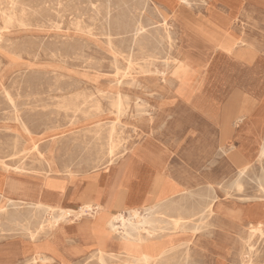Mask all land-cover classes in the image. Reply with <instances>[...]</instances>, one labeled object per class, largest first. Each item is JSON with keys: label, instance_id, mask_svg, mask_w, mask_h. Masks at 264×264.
<instances>
[{"label": "bare ground", "instance_id": "1", "mask_svg": "<svg viewBox=\"0 0 264 264\" xmlns=\"http://www.w3.org/2000/svg\"><path fill=\"white\" fill-rule=\"evenodd\" d=\"M195 1L204 6L208 0H0V103L8 106L12 113L11 122L3 126L4 131L0 130V138L3 139H0V235L19 231L33 248L19 264H189L187 250L181 253V260L176 257L178 249L181 245L187 247L188 241L174 244V238L185 230L195 232L212 225V218L227 204L231 207L230 227L234 237L230 264H264V222L249 218L255 207L264 205V134L255 147L258 150L255 162L259 165L258 173L251 178L255 193L248 194L246 191L239 199V202H257L255 207L237 204L235 200L221 196L223 179L209 180L199 188L197 210L191 209L193 212L187 213L188 216L165 214L164 210L170 213L178 211L174 203L168 207L163 205L166 208L156 203L150 207L147 205L142 211L129 209L127 215L118 214L107 220V227L117 240L139 244L147 242L151 246L148 251L135 256L124 251L108 252L99 248L71 262L56 243L59 228L74 219L95 216L102 206L91 198L78 199L77 208L63 206L65 185L68 181L75 182L80 172L72 170L71 164L55 162L52 148L55 143L51 139L42 143L41 138H35L32 124L36 119L27 120V114L23 112L25 109L21 107L23 104L18 101L22 87L37 79L32 73L27 74L26 69L41 68L42 64L36 63L41 54L50 57L53 62L50 75L53 90L65 91L60 94L57 108L70 113L71 124L84 118L89 126L83 130L95 138L90 147L93 155L85 160L81 175L99 174L101 167L114 164L134 146L133 143L123 142L120 118L131 114V98L123 90L125 86L136 84L135 74L153 72L163 83L172 68L171 75L179 84L174 69L181 59L171 51L175 41L171 22L178 16L184 21L186 31L205 40V45L217 49L218 54H228L241 63L246 57H250L251 61L254 58L250 50L253 47L244 34L242 19L248 17L249 11L253 12L252 8L264 12V0H248L252 8L243 6L241 0H209L210 3L220 2L226 8L209 21V32L204 31L205 26L200 24L199 18L191 16ZM64 20L71 26L67 27V31L60 26ZM19 32L30 37L37 35L40 41L10 49L7 36ZM94 38L101 40L110 54L111 76L104 77L91 62L85 66V77L79 79H70L73 77L68 72L62 73L55 68L60 63L67 66L68 59L83 56L84 43H79L77 39ZM23 54L29 55V58H24ZM121 59L125 61L123 66ZM25 62L29 67L23 69L22 63ZM88 75L101 78L108 86L90 80ZM65 77L70 80H64ZM181 90L186 93L181 95L187 100V94L191 92L185 88ZM237 98L238 95H235L234 99ZM104 102L109 106V114L114 117L106 122L101 119L93 121L92 118L103 111ZM249 102H241L245 106L236 111L235 116H223L222 130H232L238 121H243L251 109ZM135 108L138 112L147 113L138 103H135ZM36 125L38 129L39 125L45 124L37 122ZM256 135L260 134L255 132ZM228 148L237 149L234 161L240 166L231 185L241 190V180L253 166L252 162H248L253 146H235L230 139ZM17 155H21L19 160ZM18 173L28 179H18L13 175ZM34 177L40 178L41 185L29 180ZM236 213L240 216L246 214L244 218L250 220L239 222L232 215ZM159 248L163 250H156Z\"/></svg>", "mask_w": 264, "mask_h": 264}, {"label": "rangeland", "instance_id": "2", "mask_svg": "<svg viewBox=\"0 0 264 264\" xmlns=\"http://www.w3.org/2000/svg\"><path fill=\"white\" fill-rule=\"evenodd\" d=\"M203 13L206 14V11L203 10ZM171 23V28L175 35V41L172 44L171 51L180 59L184 56H189V58L187 57L188 59L183 58L181 64L174 69L180 82L178 84L174 76L171 75L172 68L168 72L167 81L163 83L158 79V74L153 72L149 74H135L137 79L136 84L125 86L123 90V92L128 94L131 98V114L130 116L120 118V125L122 126L120 134L123 138L122 140H124V143L135 144L142 141L144 138H149L153 142L162 141L168 145L175 146L179 154L173 155L172 158H174L173 163L176 164V172L179 175L183 174V172H190L193 178H212L217 181L223 179L221 186L222 190H220L221 196L233 199L237 204L242 203L245 206L255 207V205L258 204L257 202H239V199L240 196H244L246 193H255V185L251 178H254V175L258 173L259 169V165L255 162L258 153L255 147L257 143L260 142V137L255 136L252 139L236 138L238 144L250 142L252 145H256L253 146L248 156V162H252L253 166L249 169L248 175L244 177L245 179L243 178L241 180V190H237V188H234L231 184L235 179V174L240 163L234 161L235 148L228 150L230 139L219 138L217 133H215V129H211V125L206 123L205 118L198 112H195V108H190L184 96L181 95L185 93H182L183 91L181 88L187 90L190 88L193 89L190 94H187V100H197L196 108L208 113L205 109L206 105L198 103L197 95L200 94L196 95L193 91L200 86L203 90L201 94H203L204 99H231L237 91V88H239V74L241 69L236 62L234 63L227 58H220V56L214 54L210 56L207 67L205 71H203L205 64L198 59L195 60L193 57L200 56L201 53L207 52L204 48L205 43L194 41L198 39H192L191 36L188 37L187 34H184L177 20ZM60 24L66 31L67 27H71L67 20H64ZM243 25L248 35V44L255 45L256 51H259L257 53L258 56L264 58V18L253 14L243 22ZM14 32H17V30H14ZM7 39L9 48L14 47L16 44L17 47H19L29 42L38 44L40 41L37 35L30 37L21 32L12 33ZM77 41H79V43H84L83 56L76 59H68L69 63L67 66L61 63L56 65L55 68L58 71L62 73L68 72L70 77H73L70 79H79L85 77V66L87 62H91L102 72L104 77L113 74V68L110 66V54L105 50V44L101 40L94 38L93 40L77 39ZM23 55L25 56L24 58H29V55ZM36 63H41L42 67L38 69L37 66L33 70L26 69V73H32L37 79L29 81V84H25L22 87L18 101L23 104L21 107L25 109L23 112L27 114V120L33 121V117L36 119L32 124L33 130L35 131V138H41L40 142L42 143L51 139V142L55 143L52 146L55 162L59 164L61 162L71 164V169L77 171V173L80 172L78 174L80 176L83 169H85L83 168L86 165L85 160L93 155V151H91L92 148L90 147L94 143L95 138L93 134L85 133L83 130L89 126H87L84 118H79L77 123L71 124L70 113L57 108L56 105L61 99L60 94H63L65 91H61L60 93L57 90H53V80L50 79V75H52L51 70L53 68L52 59L41 54L37 58ZM124 63L125 61L121 59L122 66ZM156 63L157 66L160 67V64H158V62ZM28 67V63H22L23 69ZM88 76L90 80L108 86L101 78L93 77L92 75ZM70 79L65 77L64 80L69 81ZM259 98L263 104H261V108L259 107L255 110L257 111L256 118H258V123L255 126L258 132L264 129V84ZM135 103L143 106L147 113L136 111ZM108 108V104L104 102L102 107L103 111H101L100 114L98 113L99 115L96 114L98 116L93 117L92 120L101 119L102 122H106L112 119L114 116L109 114ZM235 113L229 114V118L235 116ZM253 115L254 114H252L251 117H253ZM11 116L12 113L10 108L0 103V130L4 131L5 128L3 126L11 122ZM37 122L45 125H39V128L36 129L38 126L36 125ZM231 141H233V139H231ZM220 147L226 152L220 149ZM20 156L21 155H17L16 158L19 160ZM25 157H27V155H25ZM13 175L18 179H28L23 174L18 173L17 175ZM36 182L40 181L37 180ZM247 183L253 186L250 187ZM245 186H248V188ZM230 188L234 189L231 190ZM243 188H245V190ZM225 192L227 195H222L225 194ZM212 229L213 226L209 225L199 230L197 234H194V244L190 247L195 249L198 248L196 243L202 242L201 240L208 238V234L211 233L208 230ZM59 231H61V228H59ZM9 232L14 233L15 231ZM7 237L8 239H6ZM15 237L17 238V236ZM11 238L14 237L0 235V251L8 247L14 252L18 239L14 240ZM117 241L120 243V248L124 249L123 251L134 255L140 254L141 250L138 251L135 249V247L138 248V244L120 240ZM32 249L31 247L30 252H32ZM205 251L189 250L187 262L189 264H202L201 253ZM177 259L178 261L181 260L180 258Z\"/></svg>", "mask_w": 264, "mask_h": 264}, {"label": "crops", "instance_id": "3", "mask_svg": "<svg viewBox=\"0 0 264 264\" xmlns=\"http://www.w3.org/2000/svg\"><path fill=\"white\" fill-rule=\"evenodd\" d=\"M247 1L248 0H241V4L252 8ZM197 3L198 1H195L192 4V10L190 11L191 16L199 18L200 24L205 26L204 31L209 32V21H213V19L220 13L219 11L223 12L226 8L221 5L220 2L210 3L209 0L204 6L199 3L197 5ZM252 9L253 12L249 11L247 14L248 17H243V22H245L249 16H252L253 14L264 18V12L262 10H256L255 8ZM203 10L206 11V14L203 13ZM175 20L179 22L182 32L187 34L188 37L191 36L192 39H198L194 41H205L199 38V36L186 31L184 29V21L180 18V16L174 19V21ZM244 34L248 40V35L245 30ZM14 47L17 48V44L14 45ZM252 47L253 48H250V50L253 52L254 58L251 61L250 57H246L242 63L235 60L233 56H229L228 54H224L225 56H222L221 53L218 54L217 49L211 48L207 45L204 46L207 50L206 53H201L200 56L193 57L195 60L198 59L205 64L203 71H205L207 67L210 56L214 54H217L216 56H220V58L223 57L228 60H232L234 63L236 62V64L239 65L241 72L239 74V88H237L234 96L238 95L239 98L234 99L233 96L231 99L223 100L204 99L203 94H201L203 90L199 86L193 91V93L195 92V94H200L197 95V99L200 104L206 105L205 109L208 111V114L205 111L196 108L197 100H185L190 108H195V112H198L203 116V118H205L206 123L211 125V129H215V133H217L219 138L233 139L235 146L238 144V140L236 138L241 137L243 139H252L255 137V132L260 134L256 135L259 137L264 134V129L258 132V129H256L257 127L255 126L258 123V118H256L257 111L255 110L259 107L261 108V104H263L259 97L264 84V58L258 56L257 53L259 51H256L255 45H252ZM10 49H13V47ZM187 57L189 58V56L182 57L181 61L183 58ZM181 61L178 63L177 67L181 64ZM188 90L191 92L193 89L190 88ZM250 97H252V100ZM241 102L244 104L246 102L250 103L249 108L251 109L248 112V115L243 117V121H238L234 129L228 131L222 130L221 119L223 116H227L229 114L231 115L238 111L244 105ZM252 114H254L253 117H251ZM244 144L252 145L250 142ZM236 152L237 149L235 148V153ZM177 154H179V151L175 146L168 145L162 141L153 142L149 138H144L142 141L135 143L134 146L131 147L123 156L117 159L114 164L101 167L99 169V174L89 175L88 177L80 174L75 182L68 181L65 185L62 197L63 206L77 208L79 205V202H77L78 199L91 198L102 206V210L98 211L99 213L93 217H81L65 223L61 227V231L58 230L55 239L58 244V248L71 262L77 260L78 258H83L99 248L108 252L123 251L124 249L120 248V243L116 240L115 236L111 235V232L107 227V220H109L112 216L118 214L127 215V210L129 209L132 210L137 208L142 211L144 208H147V205L150 207L156 203L160 204L161 208H166L163 207V205H167L168 207L170 203H174V206L178 210L177 212L170 213L169 211L164 210L165 214H174V216L177 214L188 216L189 214H192L193 210L196 211L198 206L197 194L200 193L199 188L204 186L206 181H214V179L193 178L190 172H183V174L179 175L176 172V164L173 163L174 158H172L173 155ZM29 180H34L35 182L37 180L40 181L38 182V185H41L39 183H42L39 178H29ZM191 209L193 210L190 211ZM230 209V205H223L216 216L212 218L213 220L211 226H213V229L208 230L211 232L208 234V238L201 240L202 242L196 243L198 246L196 249L191 248V245L194 244V234H197L199 230L194 232L192 229H188L177 234L174 238L176 241L174 244H180V242L187 240L188 246L186 247V245H181L178 249L179 253L176 257L180 258L181 253L185 250L188 251V257L189 250H206L201 253L202 264H230L233 252L232 241L234 238L230 227ZM240 212H242V210H240ZM232 215L237 218L239 222H244L250 219H256V221L258 220L264 222V205L262 204L255 207L249 215L250 219L244 218L246 214L240 216V214L236 213ZM4 234L9 235V237H14L11 239L18 240L16 241V249H14V252H12L8 247L3 249L4 252L0 251V264H18L23 257L30 252L31 246L27 239L21 236L19 231H15L14 233L5 232ZM15 236H17V238ZM6 239H8V237ZM135 244H138V248L135 247V249L138 251L141 250V252L148 251L151 247L147 242ZM156 250L161 251L163 248Z\"/></svg>", "mask_w": 264, "mask_h": 264}]
</instances>
